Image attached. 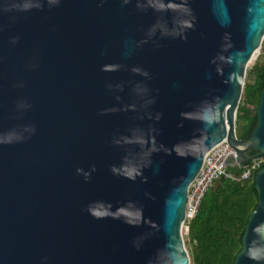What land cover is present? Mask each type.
Here are the masks:
<instances>
[{
    "label": "water",
    "instance_id": "1",
    "mask_svg": "<svg viewBox=\"0 0 264 264\" xmlns=\"http://www.w3.org/2000/svg\"><path fill=\"white\" fill-rule=\"evenodd\" d=\"M263 39L264 0H0V264H189L206 155H264V81L235 133ZM254 187L233 264H264Z\"/></svg>",
    "mask_w": 264,
    "mask_h": 264
},
{
    "label": "trees",
    "instance_id": "2",
    "mask_svg": "<svg viewBox=\"0 0 264 264\" xmlns=\"http://www.w3.org/2000/svg\"><path fill=\"white\" fill-rule=\"evenodd\" d=\"M264 81V39L243 88L236 117V137L247 139L256 125V109ZM251 155L254 152L250 153ZM264 167V155L260 156ZM250 163V162H248ZM245 163V164H248ZM244 164V165H245ZM243 169L228 167L226 173L240 176ZM253 171L247 180L219 177L204 194L197 213L187 224L189 264H233L257 194Z\"/></svg>",
    "mask_w": 264,
    "mask_h": 264
},
{
    "label": "built area",
    "instance_id": "3",
    "mask_svg": "<svg viewBox=\"0 0 264 264\" xmlns=\"http://www.w3.org/2000/svg\"><path fill=\"white\" fill-rule=\"evenodd\" d=\"M230 155H235V152L225 141L215 146L206 155L203 165L188 191L182 229L186 233L188 232L187 224L196 215L204 194L211 187L214 180L222 176L236 181L247 180L253 171L260 168L262 163L261 158L250 161L242 167L243 171L240 176L235 177L226 173V167L224 166L225 159Z\"/></svg>",
    "mask_w": 264,
    "mask_h": 264
},
{
    "label": "rangeland",
    "instance_id": "4",
    "mask_svg": "<svg viewBox=\"0 0 264 264\" xmlns=\"http://www.w3.org/2000/svg\"><path fill=\"white\" fill-rule=\"evenodd\" d=\"M254 61L255 60H253L250 64H249V70L251 69V67L253 66V64H254ZM186 235H187V233L185 232V231H183V240H184V245H185V248H186V250H187V246H186V243H185V241H186ZM188 252V251H187Z\"/></svg>",
    "mask_w": 264,
    "mask_h": 264
},
{
    "label": "flooded vegetation",
    "instance_id": "5",
    "mask_svg": "<svg viewBox=\"0 0 264 264\" xmlns=\"http://www.w3.org/2000/svg\"><path fill=\"white\" fill-rule=\"evenodd\" d=\"M252 161V160H251Z\"/></svg>",
    "mask_w": 264,
    "mask_h": 264
}]
</instances>
